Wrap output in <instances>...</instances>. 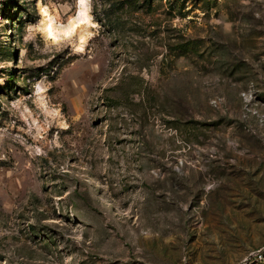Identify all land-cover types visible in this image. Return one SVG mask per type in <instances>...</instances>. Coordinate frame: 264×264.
<instances>
[{
    "label": "rangeland",
    "instance_id": "rangeland-1",
    "mask_svg": "<svg viewBox=\"0 0 264 264\" xmlns=\"http://www.w3.org/2000/svg\"><path fill=\"white\" fill-rule=\"evenodd\" d=\"M41 3L69 37L0 0V264H264V0Z\"/></svg>",
    "mask_w": 264,
    "mask_h": 264
},
{
    "label": "clouds",
    "instance_id": "clouds-1",
    "mask_svg": "<svg viewBox=\"0 0 264 264\" xmlns=\"http://www.w3.org/2000/svg\"><path fill=\"white\" fill-rule=\"evenodd\" d=\"M77 8H78V17L76 22H72L73 26L78 22L79 24H89L93 27L95 25L92 23L93 18L91 17V0H76ZM37 10L41 16V20L34 26L36 29L46 34L52 40H58L60 37H69L72 34V28L68 30H59L54 28V21L53 18L49 14V9L46 6H42L41 0H37ZM62 28L63 26H59ZM33 26L30 25L28 31L31 32ZM25 39H28L26 36ZM74 51L83 52L84 51V42L81 41L79 47L75 48ZM34 88V95H38L41 92H45L41 86V83L38 81L36 84L33 85Z\"/></svg>",
    "mask_w": 264,
    "mask_h": 264
},
{
    "label": "built area",
    "instance_id": "built-area-1",
    "mask_svg": "<svg viewBox=\"0 0 264 264\" xmlns=\"http://www.w3.org/2000/svg\"><path fill=\"white\" fill-rule=\"evenodd\" d=\"M264 256V252L262 250L256 251L252 254H250V257L255 258V259H262Z\"/></svg>",
    "mask_w": 264,
    "mask_h": 264
},
{
    "label": "water",
    "instance_id": "water-1",
    "mask_svg": "<svg viewBox=\"0 0 264 264\" xmlns=\"http://www.w3.org/2000/svg\"><path fill=\"white\" fill-rule=\"evenodd\" d=\"M248 259H245V262L247 261Z\"/></svg>",
    "mask_w": 264,
    "mask_h": 264
}]
</instances>
